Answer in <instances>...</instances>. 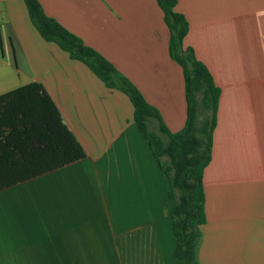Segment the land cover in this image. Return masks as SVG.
Returning <instances> with one entry per match:
<instances>
[{
    "label": "crops",
    "instance_id": "1",
    "mask_svg": "<svg viewBox=\"0 0 264 264\" xmlns=\"http://www.w3.org/2000/svg\"><path fill=\"white\" fill-rule=\"evenodd\" d=\"M39 1L113 62L172 132L183 128V70L157 0ZM176 9L190 23L184 46L221 90L198 263L264 264V0H178ZM33 81L86 157L0 191V264H184L169 181L128 95L46 41L24 0H0V95Z\"/></svg>",
    "mask_w": 264,
    "mask_h": 264
},
{
    "label": "trees",
    "instance_id": "2",
    "mask_svg": "<svg viewBox=\"0 0 264 264\" xmlns=\"http://www.w3.org/2000/svg\"><path fill=\"white\" fill-rule=\"evenodd\" d=\"M24 1L46 41L55 42L72 59L85 63L107 87L130 98L134 121L169 181L174 254L184 264H199L200 225L206 220L204 172L212 159L221 90L194 48L184 46L190 23L177 11L178 0H157L170 31V56L182 67L185 81L186 121L177 132L167 127L158 109L113 62L48 15L39 0ZM201 111L205 112L202 119ZM151 119L159 121L158 129L166 139L150 129ZM85 157L84 147L41 82L33 81L0 95V191Z\"/></svg>",
    "mask_w": 264,
    "mask_h": 264
},
{
    "label": "rangeland",
    "instance_id": "3",
    "mask_svg": "<svg viewBox=\"0 0 264 264\" xmlns=\"http://www.w3.org/2000/svg\"><path fill=\"white\" fill-rule=\"evenodd\" d=\"M205 114V112L201 111V119L203 118V115ZM149 127L152 131H154L155 133L159 134L158 129L155 127L154 123L152 124L151 122H149ZM164 160L167 161V157H164Z\"/></svg>",
    "mask_w": 264,
    "mask_h": 264
}]
</instances>
